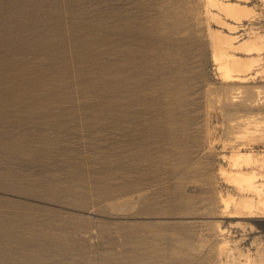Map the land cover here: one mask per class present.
<instances>
[{
	"label": "rangeland",
	"instance_id": "rangeland-1",
	"mask_svg": "<svg viewBox=\"0 0 264 264\" xmlns=\"http://www.w3.org/2000/svg\"><path fill=\"white\" fill-rule=\"evenodd\" d=\"M208 4L0 0V264H264L220 199L223 156L264 154V49L224 57Z\"/></svg>",
	"mask_w": 264,
	"mask_h": 264
},
{
	"label": "bare ground",
	"instance_id": "bare-ground-1",
	"mask_svg": "<svg viewBox=\"0 0 264 264\" xmlns=\"http://www.w3.org/2000/svg\"><path fill=\"white\" fill-rule=\"evenodd\" d=\"M208 2V5L212 7L210 16L219 27L212 32L216 50L218 48L224 54V57L235 53V50L240 49V47H242L241 50L244 47L249 52L261 53L260 51L264 49L262 35L253 32L248 38L240 42L243 46H239L237 35L231 34L236 30V22H241L243 18L252 14L251 5L244 0H208ZM223 28H226L227 31ZM250 63L234 59L228 63V68L237 71V74H241ZM237 79L240 80L238 77ZM250 112L252 111L250 110ZM227 113L228 111L225 110L226 116ZM233 148L229 154L223 156L224 160L228 162V168L221 167L220 172L230 177L238 190V194H222L220 199L234 215L244 217L264 216V154H258L252 149Z\"/></svg>",
	"mask_w": 264,
	"mask_h": 264
}]
</instances>
